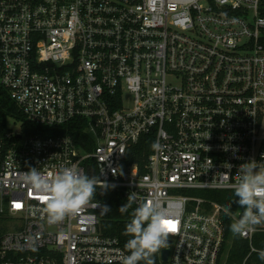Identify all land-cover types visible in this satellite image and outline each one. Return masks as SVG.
<instances>
[{
	"label": "built area",
	"instance_id": "2783aa9c",
	"mask_svg": "<svg viewBox=\"0 0 264 264\" xmlns=\"http://www.w3.org/2000/svg\"><path fill=\"white\" fill-rule=\"evenodd\" d=\"M0 90L55 131L0 129V264L129 254L100 201L50 221L25 173L65 167L171 219L169 264H228L238 198L228 216L195 191H234L241 164L264 163V0H0ZM239 235L231 264H264V224Z\"/></svg>",
	"mask_w": 264,
	"mask_h": 264
},
{
	"label": "clouds",
	"instance_id": "9594fccd",
	"mask_svg": "<svg viewBox=\"0 0 264 264\" xmlns=\"http://www.w3.org/2000/svg\"><path fill=\"white\" fill-rule=\"evenodd\" d=\"M239 171V181L233 185V189L244 211L230 225V230L237 235L264 224V163L251 160L241 164ZM25 178L33 191L46 197L45 211L52 222L63 220L66 215L89 203L97 187L107 188L105 181L89 177L75 167H65L48 176L32 168L25 173ZM127 201V204L120 207L121 213L127 212L136 202L135 193H130ZM102 210L106 213L111 208L105 205ZM223 211L225 215H233L231 205H225ZM169 222L173 221L163 216L154 205L146 201L139 203L125 226L124 235L131 239L125 244L129 254L123 258L122 264H139L141 261L144 264H155L154 255L161 248L168 247ZM258 255L264 261V250H260Z\"/></svg>",
	"mask_w": 264,
	"mask_h": 264
},
{
	"label": "trees",
	"instance_id": "16d2710c",
	"mask_svg": "<svg viewBox=\"0 0 264 264\" xmlns=\"http://www.w3.org/2000/svg\"><path fill=\"white\" fill-rule=\"evenodd\" d=\"M8 117H14L20 120L21 122H23L24 134H39L42 136H47V135H53L55 133V131L53 130L38 127L36 125H32L31 123L27 122L23 117V115L19 112L16 104L11 100L10 96H8L6 91L0 90V129L1 130L6 125V121ZM77 120L78 119H75L72 123H70L69 126L70 133H72L74 137L76 136V138L82 135L81 131H79V133L72 132L73 130L71 131L73 124ZM149 138L150 136H146L141 139L140 143L137 145V150H139V153H142V151H140L139 148L141 145H143V141L145 139L149 140ZM148 145H150V141ZM195 193L215 199L223 203L224 205H231V210H235L234 201L238 197H236L234 191L232 190L195 191ZM92 199L102 202L103 207L106 205L109 208H111V211H108L106 213L103 210L99 212L101 231L105 235L117 236L120 239L121 244L125 247L127 240L131 239L130 236L124 235L125 226L127 223L130 222L132 218V212L136 208V206L132 204L127 212L121 213L119 209L121 206L128 203L127 198L120 191L109 188L102 189L101 187H97L96 194ZM244 248H245L244 240L240 237V235L234 234L233 249L230 253L228 264H231L233 261L236 260L241 261L245 253ZM154 260H155V264H169L168 262H161L158 252L154 255ZM139 264H144V262L141 261L139 262Z\"/></svg>",
	"mask_w": 264,
	"mask_h": 264
},
{
	"label": "rangeland",
	"instance_id": "374dc122",
	"mask_svg": "<svg viewBox=\"0 0 264 264\" xmlns=\"http://www.w3.org/2000/svg\"><path fill=\"white\" fill-rule=\"evenodd\" d=\"M8 126L13 129L14 131H20L21 130V122L20 120L16 118H10L8 121ZM240 209L244 211V209L240 206Z\"/></svg>",
	"mask_w": 264,
	"mask_h": 264
},
{
	"label": "water",
	"instance_id": "95a60500",
	"mask_svg": "<svg viewBox=\"0 0 264 264\" xmlns=\"http://www.w3.org/2000/svg\"><path fill=\"white\" fill-rule=\"evenodd\" d=\"M167 243H170L169 239H167ZM169 252H170V248L169 247L161 249V251H160V260H161V262H167L168 257H169Z\"/></svg>",
	"mask_w": 264,
	"mask_h": 264
},
{
	"label": "snow or ice",
	"instance_id": "6c2138e0",
	"mask_svg": "<svg viewBox=\"0 0 264 264\" xmlns=\"http://www.w3.org/2000/svg\"><path fill=\"white\" fill-rule=\"evenodd\" d=\"M169 227H170L171 230H175V224H174V222H169Z\"/></svg>",
	"mask_w": 264,
	"mask_h": 264
}]
</instances>
